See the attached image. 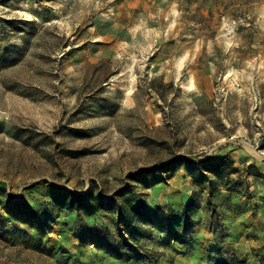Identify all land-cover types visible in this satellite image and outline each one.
Returning <instances> with one entry per match:
<instances>
[{
	"label": "rangeland",
	"instance_id": "obj_1",
	"mask_svg": "<svg viewBox=\"0 0 264 264\" xmlns=\"http://www.w3.org/2000/svg\"><path fill=\"white\" fill-rule=\"evenodd\" d=\"M256 173L264 0H0V264H260Z\"/></svg>",
	"mask_w": 264,
	"mask_h": 264
},
{
	"label": "trees",
	"instance_id": "obj_2",
	"mask_svg": "<svg viewBox=\"0 0 264 264\" xmlns=\"http://www.w3.org/2000/svg\"><path fill=\"white\" fill-rule=\"evenodd\" d=\"M254 176L264 179L262 175L257 173ZM207 264H246V261L244 258H240L235 254H231L230 256H223L219 254L215 257L209 258ZM260 264H264V261L261 260Z\"/></svg>",
	"mask_w": 264,
	"mask_h": 264
},
{
	"label": "crops",
	"instance_id": "obj_3",
	"mask_svg": "<svg viewBox=\"0 0 264 264\" xmlns=\"http://www.w3.org/2000/svg\"><path fill=\"white\" fill-rule=\"evenodd\" d=\"M209 251H211V253H209V254L205 252V255L207 256V257H205V259L206 258L209 259L210 257H208V256H211L212 257L216 253V251H212V249H210ZM197 260H198V258H197ZM205 264H206V260H205Z\"/></svg>",
	"mask_w": 264,
	"mask_h": 264
}]
</instances>
